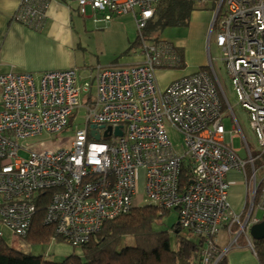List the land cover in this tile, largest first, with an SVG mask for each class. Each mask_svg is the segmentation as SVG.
<instances>
[{
  "label": "built area",
  "instance_id": "obj_1",
  "mask_svg": "<svg viewBox=\"0 0 264 264\" xmlns=\"http://www.w3.org/2000/svg\"><path fill=\"white\" fill-rule=\"evenodd\" d=\"M192 1L213 9L210 32L217 30L215 42L237 103L247 113L257 156L211 59L204 69L159 89L158 70L184 69L187 64L173 45L144 35L158 0H75L79 15L86 16L90 10L94 21H99L95 15L109 22L132 12L143 61L99 67L94 80L82 88L74 68L46 71L38 78L29 72L0 74V224L13 235L27 234L36 212L35 195L51 191L46 221L54 224L63 242L86 243L106 221L135 207L136 174L141 171L146 204L176 211L180 228L204 238L203 264H211L228 250L229 246L216 256L215 238L221 228L234 235V244L240 236L249 237V227L259 221L255 212H264V166L255 165L264 153V0ZM50 2L20 0L13 21L43 30ZM91 84L94 99L88 96ZM81 92L89 94L79 107ZM79 108L86 110L84 126L75 130L71 141L24 144L44 134L63 133ZM227 117L229 132L224 124ZM117 127L121 136L115 135ZM170 130L182 138L181 153L171 143ZM93 131L98 140L91 136ZM234 138L241 140L246 158L232 147ZM185 159L190 160V179L182 186ZM231 170L243 178L245 216L229 205L226 176ZM12 217L16 223H11Z\"/></svg>",
  "mask_w": 264,
  "mask_h": 264
},
{
  "label": "rangeland",
  "instance_id": "obj_2",
  "mask_svg": "<svg viewBox=\"0 0 264 264\" xmlns=\"http://www.w3.org/2000/svg\"><path fill=\"white\" fill-rule=\"evenodd\" d=\"M71 2L74 0H67ZM197 11L206 12L203 14H212L211 19L213 18V9L211 5H205L202 8H197ZM134 12H138V8L134 9ZM210 14V15H211ZM92 12L88 10L86 16H91ZM132 19L134 18L133 13L125 14ZM85 16V17H86ZM97 19L102 20V17L95 15ZM116 20L120 17H114ZM113 18V19H114ZM211 19L209 22V27L205 33L203 48L199 43V38L197 35V29L200 27H168L165 28L159 35H154L153 38L158 37L159 40L165 41L173 45V47L179 50L182 54V57L185 59L186 67L193 63L192 66H195L194 63L202 61L203 64L195 66V68L204 69V66L208 63L209 59L212 60L214 70L219 78L221 83L222 90L233 110L234 116L236 117L238 124L241 128V131L250 147V150L254 156H257V141L253 132L250 129L249 119L247 113L241 108L237 103L235 93L230 85L227 74L224 69V65L221 58V50L218 48L215 42V36L217 33L216 29H213L210 32ZM135 21V19L133 20ZM135 27H106V28H97V27H79V40L81 43L80 46V65L75 67V70L78 74V86L82 88L85 83H89V76L91 80H94L96 75L97 68H105L111 64L119 66H129L133 64H138L143 61V56L141 54V46L137 43L138 30ZM147 42H150L147 40ZM203 52V54H201ZM204 59V60H203ZM187 60L189 61L187 63ZM190 63V64H189ZM88 76V77H87ZM94 89H92L91 98L94 99ZM89 92H81L79 97V107L86 104V96ZM228 109L225 110V115L227 114ZM75 118L70 121V127L63 133L56 135L44 134L41 137L30 139L25 141L24 144L32 145L35 142L43 141L47 142V146L58 145L71 141L74 136L75 130L81 129L84 126L86 110L84 108L76 109ZM226 131H231V123L227 117L224 121ZM169 137L171 143L173 144L175 150L178 153H181V143L182 138L175 131H169ZM23 143V142H22ZM232 147L235 150H238V156L240 158H246V151L242 147L241 140L239 138H234L232 141ZM20 156L27 157V154L20 153ZM259 166H264V161L259 160ZM231 172H236L231 170L227 173L226 179L229 184V174ZM240 176V175H239ZM136 196L134 198L135 207H142L147 205L144 196L142 194L143 185H144V176L141 171H137L136 174ZM239 180V179H238ZM263 212L255 213V216L259 219L263 217ZM159 224L153 225V230L155 232H168L170 238L171 248H176L175 235L173 233V227L177 225L178 216L176 211L171 210L163 214L159 219ZM0 232L2 233V238L4 241L15 248L16 250L23 253H32L34 256L42 255L48 256L52 262H62L73 252V249L70 245L65 243H58L55 241H50L48 244H31V242H26L22 239L16 238L12 232L7 230L4 226L0 224Z\"/></svg>",
  "mask_w": 264,
  "mask_h": 264
},
{
  "label": "trees",
  "instance_id": "obj_3",
  "mask_svg": "<svg viewBox=\"0 0 264 264\" xmlns=\"http://www.w3.org/2000/svg\"><path fill=\"white\" fill-rule=\"evenodd\" d=\"M197 8L200 7L192 0H158L154 14L143 30L144 35L151 38L168 27L188 26L191 14ZM157 39L158 37L155 38ZM137 43L139 44V36ZM260 159L264 161V153L255 161L257 167ZM189 168L190 160L185 159L182 162V186L187 185L190 179ZM51 195V191H42L35 195L36 212L31 230L27 236H15L16 238L31 244H48L51 241L52 230L42 224ZM167 212L169 211L159 210L148 204L134 207L118 218L106 221L99 234L84 245L71 247L72 254L57 263L50 261L49 255L46 256L47 259H43L41 255L20 252L0 237V264H202L206 250L203 237L194 236L177 224L172 229L176 242V248L172 249L168 232L153 230V225L159 224L160 217ZM241 240L240 238L238 243H244ZM55 242L65 243L61 239H55ZM251 242L259 263L264 264V240ZM215 248L217 252L221 251L217 245ZM221 258L218 264H225V255Z\"/></svg>",
  "mask_w": 264,
  "mask_h": 264
},
{
  "label": "crops",
  "instance_id": "obj_4",
  "mask_svg": "<svg viewBox=\"0 0 264 264\" xmlns=\"http://www.w3.org/2000/svg\"><path fill=\"white\" fill-rule=\"evenodd\" d=\"M19 2L20 0H0V74L8 71L29 72L38 78L46 71L75 68L80 65L79 58L82 51H80L79 27H135L134 18L125 14L121 15L120 19L114 18L109 22L100 19L94 21L92 15L86 17L79 15L75 0L74 2L51 0L45 28L35 31L13 21L12 17ZM203 13L206 12H192L188 24V27H200L196 32L201 49L212 16L211 13V15ZM200 64L203 62L194 63L195 66ZM192 65L193 63L181 70H158L156 81L159 89L163 90L173 80L198 70ZM110 66L118 67L119 65L111 64ZM90 78L91 76L89 80ZM92 89L95 91L93 84L88 96H91ZM239 175L238 172L229 174L228 201L232 211L245 216L248 209L246 191L243 178ZM240 238L244 240V243H238ZM233 239L234 235L229 234L227 229L221 228L215 238V243L224 250ZM239 239L228 248L225 264H260L251 248L252 245L249 246L252 239L248 236L247 238L241 236Z\"/></svg>",
  "mask_w": 264,
  "mask_h": 264
},
{
  "label": "bare ground",
  "instance_id": "obj_5",
  "mask_svg": "<svg viewBox=\"0 0 264 264\" xmlns=\"http://www.w3.org/2000/svg\"><path fill=\"white\" fill-rule=\"evenodd\" d=\"M75 69V68H74ZM181 70V69H180ZM157 82V81H156ZM91 86H92V84H91ZM72 119H74V118H71L70 120H69V123H68V127H70V121L72 120ZM144 186V185H143ZM142 194H143V196H144V193H143V191H142ZM0 205H2V201H1V197H0ZM46 215H47V212H46V210L44 211V216H43V218H42V224L45 226V227H49L51 230H52V237H51V241H55V239H61V240H63L62 239V237L59 235V234H57L56 233V231H55V226H54V224L53 223H48L47 221H46ZM122 214H120V215H117L116 217H114L115 219L116 218H118L119 216H121ZM34 216H35V214H34ZM10 221H11V223L13 224V223H16L17 222V218H14V217H12L11 219H10ZM32 225V224H31ZM31 225L30 226H28V229H27V234L30 232V230H31ZM101 232V229H99L98 230V232H97V234H99ZM1 233V232H0ZM2 234V233H1ZM27 234L25 235V236H27ZM3 235H1V237H2ZM15 236V235H14ZM25 236H23V235H21V237L20 238H23V237H25ZM71 247H75V248H77V247H79V246H81V245H84L85 243H83V244H76V245H74V244H72V243H68ZM215 245H216V243H215ZM232 245H234V243L231 241L230 243H229V247H231ZM226 249V248H225ZM225 249L223 250V249H221V251L220 252H217V254H216V256L218 255V254H220L222 251H225ZM217 251V250H216ZM227 252V251H226ZM226 252L224 253V255H226ZM42 256V255H41ZM43 257V259H47V257L44 255V256H42ZM221 259L222 258H215V259H213L210 263L211 264H218L219 263V261H221ZM202 264H203V261H202Z\"/></svg>",
  "mask_w": 264,
  "mask_h": 264
},
{
  "label": "water",
  "instance_id": "obj_6",
  "mask_svg": "<svg viewBox=\"0 0 264 264\" xmlns=\"http://www.w3.org/2000/svg\"><path fill=\"white\" fill-rule=\"evenodd\" d=\"M93 128H96V127H93ZM99 128L102 129L103 126H100ZM109 131H110V127L106 129V132L104 133V135L106 136L107 133H109ZM121 134L122 133L119 127L115 128V135L121 136ZM91 136L95 140L99 139V135L95 131L91 132ZM248 235L253 241L264 240V215L261 219H259L258 223L253 224L249 227Z\"/></svg>",
  "mask_w": 264,
  "mask_h": 264
}]
</instances>
